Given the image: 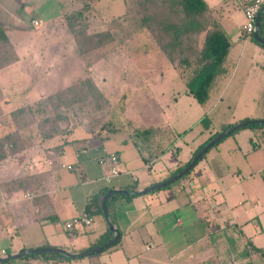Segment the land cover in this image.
I'll list each match as a JSON object with an SVG mask.
<instances>
[{
  "label": "crops",
  "instance_id": "crops-1",
  "mask_svg": "<svg viewBox=\"0 0 264 264\" xmlns=\"http://www.w3.org/2000/svg\"><path fill=\"white\" fill-rule=\"evenodd\" d=\"M205 2L230 41L221 81L214 86L227 102L222 108L233 113L227 122L214 125L197 141V137L186 138V132L174 136L175 132L164 127L172 120L162 114L160 105L133 103L125 109L123 125L120 118L119 125L110 121L109 130L95 135L69 128L65 135L44 140L34 137L21 150L8 149L0 160V259L24 250L57 248L81 253L99 246L103 238L113 237L102 209L100 214L93 207L87 226L65 227L93 199L101 208L110 191L137 192L161 183L185 165L212 133L242 121L264 120V115H257L264 113V45L242 35L245 0ZM8 3L0 0V24L6 26L17 60L0 69V113L35 105L58 90H54L52 73L40 65L48 57L44 52L48 41L33 37L44 30V19L21 17L10 6H3ZM18 4L21 8L25 2ZM60 58L54 54L47 62ZM6 105L12 106L3 109ZM205 106L211 110L219 105ZM183 108L180 119L191 116V105ZM9 124L7 131L0 130V137L11 132L13 125ZM191 127L192 119L180 131ZM107 153L118 157L122 171L109 182L103 179L109 166L98 164L99 157ZM108 200V220L118 230V238L105 249L65 259L30 254L1 264H187L180 260V237L173 230L181 218L186 221L184 229L190 227V231L192 226L203 225L207 239L222 236L242 241L246 255L237 258L232 251L229 264H264V257L256 251L264 247V127L257 132L251 127L235 130L211 147L189 174L166 188ZM213 241L207 242L211 245ZM203 258L202 264H228L207 251Z\"/></svg>",
  "mask_w": 264,
  "mask_h": 264
},
{
  "label": "rangeland",
  "instance_id": "rangeland-1",
  "mask_svg": "<svg viewBox=\"0 0 264 264\" xmlns=\"http://www.w3.org/2000/svg\"><path fill=\"white\" fill-rule=\"evenodd\" d=\"M19 1L25 2L21 8L18 4ZM38 2L42 3L38 6ZM134 5V0H9L7 6H3L6 8L10 6L11 10L21 17L27 15L28 19L34 16L44 19V25L46 24L44 30L33 35V37H43L48 41L44 47V52L48 57L40 65L47 67L48 73H52L55 84L54 90L62 91L86 79L90 80L107 100V105L99 112H94L91 105H74L72 108L62 106L60 111L63 112L60 116H65L67 122L58 120L56 125H58L59 130L64 129L67 124L65 130L73 128L87 132L85 127L87 126L92 129L88 132L95 135L102 130H109L110 124L108 123L110 121L119 125L118 119L120 118L123 125L126 120L125 109L134 103L135 105H160L162 114L167 115L170 117L169 120H172L164 127L175 132L174 136L176 133L183 136L182 133L186 132L184 133L186 138L197 137V141L204 139L208 130L214 128L213 126L218 123L227 122L233 114L222 108L221 105H227V102L225 98L220 99L222 96L215 92L217 88L214 86L217 81H221V75L213 83L209 98L204 104H198L192 97L188 96L185 84L192 77L194 69L181 67L168 61L155 38L141 24L138 14L133 9ZM77 11H83V16L79 20L74 16ZM70 16L75 19H70L75 28H80L83 25L88 34L107 32L110 35V41L98 50L80 56L72 33L66 24V19ZM203 38L204 33L194 40L193 47L195 50L201 48ZM54 54H59L63 59L47 62L50 56ZM173 73L178 78H174ZM160 81H162L161 85L159 84ZM160 89L161 92H158ZM159 93H161L160 96ZM232 93H235V87ZM63 98L66 97L63 96ZM124 103L129 105H124ZM184 105H191V116L186 114L183 119H180L184 113ZM205 105L219 106L209 110L210 107ZM11 106L6 105L2 108H11ZM26 106L31 107L34 111V121L31 123L33 126H29L28 130L22 133V148L33 141L32 139L38 133L41 120L47 121L45 128H48L54 120L53 113H58L50 107L46 108L44 112H36L35 105ZM139 109L141 108L136 110ZM11 112L0 113V130L2 132L9 128ZM257 115L261 116L264 113H257ZM191 119V129L188 130V127L185 131H180ZM250 121L264 120L259 118ZM180 122L184 124L181 127L178 126ZM174 123L176 124L173 127ZM103 124L104 126L108 125L100 129ZM11 127H13L11 132L7 134L14 132V126ZM249 127L245 126V128ZM251 128L256 132L262 129L260 126ZM137 134L142 135L140 132ZM29 135L33 137L30 138ZM6 151L9 152L10 150L6 149ZM173 219L175 220L174 216ZM174 220L173 223H175ZM185 227L186 221L181 218V222L176 223V228L173 230L180 237L179 247L182 248L180 260L189 262L187 264H202L206 251L216 254L217 258H223L228 264L231 260L229 254L232 251L237 258L246 255V246L240 240H228L226 237L221 239L222 236H219L220 239L213 241L205 238L206 231L203 225L192 226V231H190V227L184 229ZM208 240L213 241L211 245L207 242ZM188 244L191 247L186 249ZM229 244L233 246H229Z\"/></svg>",
  "mask_w": 264,
  "mask_h": 264
},
{
  "label": "trees",
  "instance_id": "trees-1",
  "mask_svg": "<svg viewBox=\"0 0 264 264\" xmlns=\"http://www.w3.org/2000/svg\"><path fill=\"white\" fill-rule=\"evenodd\" d=\"M134 4L133 9H135L138 14L141 24L146 27L153 38H155L163 54L165 53L164 55L167 56L168 61L181 67L194 69L192 77L186 82L187 94L198 104H204L208 100L213 83L222 73L223 63L230 47V41L220 28L216 19L212 16L205 0H134ZM74 16L77 20L81 19L83 11H77ZM71 17L72 16L66 19V24L72 33L77 52L80 56L86 55L90 51L98 50L105 43L110 41V35L107 32L88 34L83 25H81L80 28H75L74 23L70 21V19H75ZM263 24L264 16L260 19L258 29V36L262 39H264ZM5 29L6 26L0 24V69L17 60L14 49L5 33ZM202 33H204L202 46L200 49L195 50L193 47L194 40ZM63 96L66 98L64 99ZM74 105H91L94 112H99L107 105V100H105L103 95L95 88L90 80L86 79L41 99L35 104L36 112H44L46 108L50 107L54 112L58 113H53L54 120L48 128H45V125H47L45 123L47 121H45V119L41 120V124L38 126V133L35 137L44 140L67 134L68 130H65L67 124L62 130H59L56 124L58 120L65 123L67 122L65 116H60L63 112L60 111L61 108H72ZM33 112L31 107L22 106L10 113V122L15 130L13 133L7 134L0 139V160L5 157L6 149L12 152L21 150L23 147L22 133L28 130L29 126H33V124H31L34 121ZM105 126L104 124L101 125L100 129L105 128ZM247 126L264 127L262 124H250ZM85 127L87 133H89L88 131H92V129H89L87 126ZM229 127L230 125L225 126L220 131L212 133L210 137L193 152L192 158L211 139ZM29 136L30 138L33 137L31 135ZM204 155L205 153L196 161L192 168L204 157ZM192 158L170 176L177 174L185 168ZM189 172L187 174H189ZM187 174L180 177V179ZM133 196L134 195L130 194H114L109 197V200L117 197L129 199ZM94 203L95 200L93 199L86 207V212L90 216L94 214V208H97V212L101 214L100 205ZM108 240L109 237L103 238L99 245ZM256 251L261 257H264V247L262 249H256ZM43 256L56 259L66 258L58 254H43Z\"/></svg>",
  "mask_w": 264,
  "mask_h": 264
},
{
  "label": "water",
  "instance_id": "water-1",
  "mask_svg": "<svg viewBox=\"0 0 264 264\" xmlns=\"http://www.w3.org/2000/svg\"><path fill=\"white\" fill-rule=\"evenodd\" d=\"M264 12V8L258 13L257 17H256V22H255V30L252 33V39L254 41H256L257 43L264 45V39L260 38L258 36V29H259V22H260V18L262 16V13ZM250 124H262L264 125V121H243L240 122L236 125H232L230 126L228 129H226L225 131L219 133L217 136H215L213 139H211L203 148H201L196 155L192 158V160L190 161V163L183 168L180 172H178L177 174L169 177L168 179H166L165 181L161 182V183H157L154 184L146 189L137 191V192H133V191H127V190H117V191H110L108 192L103 200H102V205H101V209H102V213L104 218L107 221V225H108V229L110 232L113 233V237L107 241L106 243L99 245L97 247H94L92 249H89L87 251H83L81 253H68L62 249H57V248H46V249H32V250H24L22 252H19L17 254H13L10 255L8 257L2 258L0 259V264L2 262L11 260V259H16L22 256H26V255H30V254H58V255H62L64 257L67 258H78V257H83L92 253H96L98 251H101L103 249H105L106 247H108L109 245L113 244L116 239L118 238V230L113 226V224L108 220V214H107V209H106V202L107 199L109 198L110 195L112 194H130V195H141V194H146L149 193L151 191H155V190H159L163 187H166L170 184H172L173 182H175L177 179H179L180 177H182L183 175L187 174L190 169L192 168V166L196 163V161L204 154L208 151V149H210L211 147H213L216 143H218L221 139L225 138L226 136H228L229 134H231L232 132H234L235 130L245 127L247 125Z\"/></svg>",
  "mask_w": 264,
  "mask_h": 264
},
{
  "label": "built area",
  "instance_id": "built-area-1",
  "mask_svg": "<svg viewBox=\"0 0 264 264\" xmlns=\"http://www.w3.org/2000/svg\"><path fill=\"white\" fill-rule=\"evenodd\" d=\"M264 8V0H245L243 5L244 23L241 28L242 35L245 37H252V33L255 30V22L258 13ZM37 25V22H33ZM98 164L101 167L109 166L108 172L103 177L105 182H109L112 178L117 177L122 173L118 165V157L114 153L103 154L98 159ZM67 169H71L70 166H66ZM92 221V217L86 212H82L77 217L71 219L65 227L71 229L75 225L83 224L89 225Z\"/></svg>",
  "mask_w": 264,
  "mask_h": 264
}]
</instances>
